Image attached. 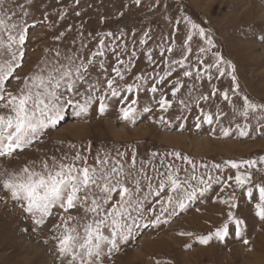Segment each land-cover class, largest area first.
<instances>
[{
    "label": "snow or ice",
    "instance_id": "snow-or-ice-1",
    "mask_svg": "<svg viewBox=\"0 0 264 264\" xmlns=\"http://www.w3.org/2000/svg\"><path fill=\"white\" fill-rule=\"evenodd\" d=\"M75 3L79 4V0ZM133 3L139 6L141 0ZM34 4L35 0H0V160H11L43 143L49 130L57 129L68 115L85 119L93 110L104 115L110 99L121 102L118 118L125 123L135 125L141 115L158 111L160 115L152 122L166 125L169 123L166 114L175 103L177 111L170 119H187L188 113L199 109L194 123L197 129L202 124H218L223 137L235 133L239 138L251 139L255 132L264 139V101L254 102L241 95L235 66L214 51L213 36L183 13L174 23L177 27L183 23L188 29L184 50L189 55L192 53L194 37L202 42L196 65L186 63L189 55L170 61L163 59L173 48L161 45L163 75L157 72L151 80L149 74L136 75L134 82L128 83L126 77L133 63L132 59L123 57L134 58L137 53L129 50L126 40L129 34L123 32L119 35L106 32L98 39L92 38L96 39L92 47L81 40L78 47L68 50L47 48L39 61L28 66L30 29L37 27L28 22ZM59 18L63 20L64 14ZM48 20L49 16L44 15L40 23ZM64 35L61 32L56 41L61 42ZM130 35L133 49L137 43L146 45L151 39L147 31L138 41L135 33ZM259 39L264 42V33ZM147 57L149 64L156 63L151 51ZM203 57H210L211 62L205 64ZM177 68L182 71L165 91L163 85ZM213 70L216 79L231 78L229 90L221 92L213 87L209 94L201 93L193 98V83L186 97L178 95L186 87L185 78L195 81L206 75L211 82ZM141 91L152 94L154 106L140 107ZM218 94L238 121L235 128L223 127L222 117L227 113L218 106L216 111H205L202 106L201 102L207 104ZM232 96L240 98L239 106ZM66 147L67 151L59 155L29 158L19 167H0V192L4 194L0 199L7 197L17 202L34 225L44 226L53 210H61L58 222L50 230L58 264H107L112 254L120 251L140 230L168 224L189 202L213 190V185H219V191L226 193L216 201L226 206L225 219L212 232L196 237L201 245L207 246L213 240L223 242L230 226H234L232 230L236 234H242L245 219L234 211L238 191L246 194L255 216L264 221V157L238 162L228 159L223 164L209 165L180 152L161 155L154 151L147 159H138V152L132 146L95 151L90 143L80 146L70 143ZM226 169L235 172L222 175ZM178 235L191 237L193 233ZM244 243L249 242L244 240ZM156 264L164 262L157 260Z\"/></svg>",
    "mask_w": 264,
    "mask_h": 264
},
{
    "label": "rangeland",
    "instance_id": "rangeland-1",
    "mask_svg": "<svg viewBox=\"0 0 264 264\" xmlns=\"http://www.w3.org/2000/svg\"><path fill=\"white\" fill-rule=\"evenodd\" d=\"M30 11L28 22L37 27L30 29L28 66L39 61L47 48L68 50L78 47L81 40L92 47L96 39L106 32L117 35L123 32L129 34L126 36L129 50L137 53L134 58L123 57L125 60L132 59L133 63L132 71L126 77L128 83H133L136 75L149 74V80L157 72L163 75L164 64L159 55L161 45L173 48V52L166 53L163 59L170 61L189 55L183 48L188 29L183 23L178 27L174 23L183 13L213 36L216 43L214 51L235 66L241 95H247L254 102L264 101V42L259 39L264 33V0H159L158 4L157 0H141L139 6L133 0H79V4L75 0H35ZM77 12L79 15H76ZM60 14H64L63 20L59 18ZM44 15L49 16V20L40 23ZM68 28L72 30L67 31ZM146 31L151 39L146 45L137 43L133 49L130 34L135 33L138 41ZM61 32L65 33L64 38L57 42L55 38ZM201 43L198 37H194L191 42L193 51L186 63L196 65ZM148 51L152 52L156 63L149 64ZM108 59L112 57L109 55ZM203 59L205 64L211 62L210 57ZM27 70L28 67L25 68ZM181 71L177 68L168 77V83L163 85L165 91ZM184 82L186 87L178 95L186 97L188 87L194 83L193 98L201 93L209 94L213 87L223 92L232 86L230 77L216 79L215 73L211 82L206 75L195 81L185 78ZM156 98H159V93ZM168 98L171 99L170 92ZM231 98L239 106L240 98ZM107 103L109 106L102 116L95 110L85 119L66 116L57 129L49 130L43 143L11 160H0V167H19L29 158L59 155L61 151H67L66 146L70 143L77 146L90 143L93 151L113 147L123 150L124 146H132L138 152V159H147L154 151L161 155L180 152L209 165L223 164L228 159L238 162L264 157V139L255 132L252 133L253 138L244 139L235 133L231 137H223L218 124H202L199 129L194 127L199 109L188 113L187 119H170L177 111L174 103L166 114L168 124L152 122L160 115L157 111L141 115L133 125L118 118L122 106L118 99H110ZM201 103L205 111H216L218 106L227 113L222 117L223 127L235 128L238 121L233 119L230 106L219 94L207 104ZM139 105L154 106L152 94L141 91ZM234 172L226 169L222 175ZM256 178L259 179V175ZM225 194L219 191V185H213V190L189 202L183 212L168 224L140 230L120 251L112 254L107 264H156L157 260L164 264H264V221L255 216L245 193L237 192V208L234 209L245 219L242 234H236L232 230L234 226H230V233L223 242L213 240L205 246L197 241L196 237L207 235L224 221L226 206L216 201L218 196ZM0 196L4 194L0 192ZM60 211L53 210L46 224L37 226L17 202L7 197L0 199V264H58L50 230L58 222ZM180 232H191L193 236H180ZM244 240L249 243L245 244Z\"/></svg>",
    "mask_w": 264,
    "mask_h": 264
}]
</instances>
